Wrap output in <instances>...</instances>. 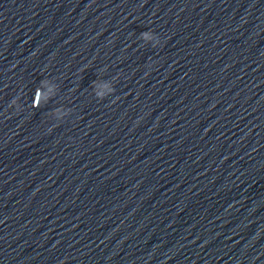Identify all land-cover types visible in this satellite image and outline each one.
Instances as JSON below:
<instances>
[{
	"label": "water",
	"instance_id": "95a60500",
	"mask_svg": "<svg viewBox=\"0 0 264 264\" xmlns=\"http://www.w3.org/2000/svg\"><path fill=\"white\" fill-rule=\"evenodd\" d=\"M0 264H264V0H0Z\"/></svg>",
	"mask_w": 264,
	"mask_h": 264
}]
</instances>
